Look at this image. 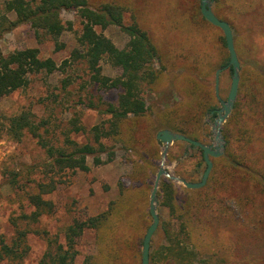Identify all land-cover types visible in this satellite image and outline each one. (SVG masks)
<instances>
[{"label":"rangeland","instance_id":"obj_1","mask_svg":"<svg viewBox=\"0 0 264 264\" xmlns=\"http://www.w3.org/2000/svg\"><path fill=\"white\" fill-rule=\"evenodd\" d=\"M7 1L0 0V15L4 13ZM88 1L91 5L114 2L124 6V24L128 26L134 21L139 22L153 44L162 52V62H159L157 66L161 73L153 85V90L147 86L143 88L142 96L148 107L147 117L126 122L127 126L123 129L124 132L121 136L103 141L110 151L116 152L114 161L95 165L93 159L89 158L90 171L66 172L56 177L58 182L56 191L44 196L45 199L53 202L55 210L52 214L43 216L36 226L31 227L38 233H31L28 236L30 251L24 264H40L48 247V239L62 242L65 229L75 219L86 220L103 213H107L103 226L105 233L114 232L118 236H123L125 232L131 238L133 235L131 230L139 226L136 236L142 241L144 234L153 222L152 217L149 216L150 197L162 163L171 176L184 179L187 182L201 181L207 167L203 159V152L192 150L191 145L186 142L177 141L168 148L167 156L164 159L165 145L163 143L155 144L149 138L156 121L177 122V125L181 126L185 132L201 137V143L204 145L217 144L213 128L218 116L214 114L206 116L204 123L207 125L204 128H201L197 121L189 122L180 117L181 113L187 109V105L183 106V103L187 104L188 100L193 101L194 98L187 91H183V86L185 87L187 84L185 81L187 77L183 75L186 68L184 66L179 68L180 63L177 67L173 65L174 60L179 62L183 55L193 56L192 60H196L198 56H203V46L208 45L209 55L203 64L205 72L203 76H206L208 83L202 84V86L206 87L204 90H210L212 96L216 97V101L212 102L216 110L222 108L215 91L216 72L221 69L220 65L227 59L228 53L221 46L223 32L205 26L198 20L191 22L190 17L195 15L199 8L201 9V0ZM240 2L245 6L244 8L250 10L248 13L241 12L239 4L235 0H219V2L214 0L212 7L214 11L218 12L220 18L216 16L221 20H227L232 27L235 47L241 64V82L242 76L246 78L248 76L249 80H252V74H255L253 68L244 62L248 57L260 56L264 61V0H240ZM8 17L11 20L16 19L14 13L8 14ZM61 17L68 28L59 39L60 44L64 45L62 50H57L53 40L38 37L29 24H23L0 35V47L3 53L7 55L18 49L38 48L42 58H52L58 65H61L78 47V38L82 27L81 19L75 11L63 12ZM98 31L111 39L120 49L125 48L130 39L117 26H111L106 30L98 29ZM257 37L261 40L259 44L254 40ZM159 54L161 53L159 52ZM162 66H165L163 71L161 70ZM102 71L104 75L111 78L122 75L120 68L112 66L107 61L102 63ZM176 74L182 75L178 79ZM90 76L87 67L83 63L77 62L65 73L57 71L52 75L33 76L26 89L16 91L0 102V238L4 236L8 240L12 239L14 235V228L11 225L12 218L21 215L22 211L31 212L23 192L10 184L12 173H18V185L27 188V183L41 178V169L37 168L36 172L34 170L28 172V168L31 166L41 167L40 165L46 160L44 150L37 144V139L31 135L26 134L21 140H16L8 135L4 129L8 125L7 118L24 111H30L34 114L36 122L47 120L49 124L41 132L56 147L63 146L65 134L68 132H70V137L80 144L93 143V138L89 133L77 134L70 131L71 122L78 119V123L89 132L94 126L109 120L110 117L100 111L107 108L108 104L117 105L121 90L102 91L90 83ZM231 82L232 69L228 68L220 75V97L223 101L228 98ZM250 85L251 81H249L247 90ZM189 88L187 87L186 90ZM196 89L198 90V88ZM200 90L203 92L202 87ZM243 95L245 94L238 92L231 114L220 126L224 145L221 157L226 153L227 145L223 134L226 128L232 134L231 148L233 151L240 153L241 144L249 141L246 166L264 171V130L261 133L256 117L257 114L264 112V99H262V109L258 113L256 106L255 108L253 105L248 106L247 98L242 99ZM205 99L209 100L210 96ZM239 101L244 104L240 111L241 118L238 119L239 122H234V118L231 119V117ZM174 109H179V112ZM252 109H255L256 112L251 111ZM193 113H195L194 109L189 114L193 115ZM44 130H48L49 134H46ZM146 152L153 156L147 161L152 164L151 170L148 169L147 174L144 175L139 170L144 161L141 157ZM104 158L107 159L106 156ZM216 159L218 158H212V172L220 180L226 177L229 181V190L227 191L223 187L222 195L234 200H241L242 203L249 201V206L261 205L263 207L261 210L262 219L259 222L249 211L242 208V204L240 208L237 202L233 201L230 205L232 213L229 212L231 214L219 222L215 221V215L211 216L208 213L203 212L202 215L197 216L192 223V229L196 235L193 240L197 245L200 243L209 244L215 251L220 244L226 246L230 252L229 264H264V249L260 247L262 235L261 233L258 235L259 226L264 221L262 188L254 182L253 176L248 171L235 168L225 161H216ZM187 179L194 180L188 181ZM163 182L171 184L177 191L175 204L179 211L173 212L169 207L161 204L159 193ZM188 190L192 189H188L184 184L168 177L162 178L158 191L157 209L160 224L152 239V252H155L160 244L165 247L169 246L168 240L166 238L163 240L164 230L175 235L186 224V218L184 220L180 210L182 208L185 210L188 204L193 201L192 196L196 194ZM200 217L206 219V222H202ZM137 219L141 224L135 222ZM187 224L189 225V222ZM99 240L101 239L95 230H86L77 245L79 255L76 263L82 264L86 258L91 257V263L104 264L105 259ZM131 240L135 243L131 244ZM129 243L128 250L125 252L128 255L126 262L141 264L140 248L136 245L135 239H129ZM218 258L219 256L216 255L211 261L214 264H223ZM199 259L201 258L199 257ZM195 263L200 264L197 259ZM228 263L226 262V264Z\"/></svg>","mask_w":264,"mask_h":264},{"label":"trees","instance_id":"obj_2","mask_svg":"<svg viewBox=\"0 0 264 264\" xmlns=\"http://www.w3.org/2000/svg\"><path fill=\"white\" fill-rule=\"evenodd\" d=\"M216 1L219 2V0ZM235 2H238L241 12L248 13L250 11L248 8H244L245 6L241 4L240 0H235ZM200 10L199 8L196 14L190 17L191 22L193 23L195 20H198L199 23L222 32L221 29L210 24L203 17ZM66 11H75L81 19L82 27L78 38V47L72 51L70 58L63 61L61 65H58L52 58H42L38 48L18 49L5 55L0 47V102L14 92L26 89L33 76L42 74L52 75L57 71L65 73L68 68L77 62L83 63L87 67L91 75L90 83L92 85H95L102 91L120 89L121 93L117 105L108 104L107 108L100 111L102 114L108 115L110 117L109 120L94 126L89 132L78 123V119L71 122L72 128L70 131L77 134L89 133L93 138V143L80 144L73 140L69 135L70 132H68L65 134L63 146L56 147L41 132L49 124L47 120L36 122L34 114L30 111H24L7 118L8 125L4 129H6L8 135L16 140H21L26 134L31 135L37 139V144L44 150L46 160L40 165L41 167L31 166L28 168V172L31 170L36 172L37 168L41 169V178L27 183V188L20 187L18 185L19 174L12 173L10 184L23 192L25 200L31 208V212L22 211L21 215L12 218L11 225L14 228L12 239L8 240L4 236H1L0 264H24L30 251L28 236L31 233H38L32 230L31 227L36 226L43 216L50 215L55 210L53 202L45 199L44 196L56 191L58 184L56 177L66 172L90 171L88 165L89 158L93 159L95 165L107 164L115 160L116 152L110 151L103 141L121 136L124 132L123 129L127 126L126 122L147 117L148 107L142 96L143 88L147 86L153 90V85H155L161 73L157 66L159 62H162V52L153 44L147 32L141 28L139 22L134 21L128 26L124 24L125 8L121 4L114 2L91 5L88 0H8L5 3L4 13L0 15V35L20 25L29 24L38 37L50 38L55 42L57 50H62L64 45L60 44L59 39L68 28L63 22L61 15ZM10 13L16 15L15 20H11L8 17ZM214 13L220 18L218 12L214 11ZM222 20L224 21L225 19ZM225 21L227 22V20ZM111 26L119 27L129 36L130 39L125 48H118L111 39L98 31V29L106 30ZM259 39V37L254 39L257 44L261 43ZM221 46L228 53L227 59L220 65V68H223L230 61V54L224 35L221 36ZM203 48V56H198L196 60H192L193 56L183 55L180 57L179 62H175V60L173 62L174 67H177L178 63H180L179 68L181 66L186 68L183 75L187 77V80H185L187 84L185 87L183 86V91H187L194 98L193 101L188 100L187 104L183 103V106L187 105V109L181 113L180 117L189 122L197 121L198 125H201V128L207 125L204 123L205 117L212 116V111L216 110V107L212 103L216 101V97L212 96L210 90H204L206 87L202 86V84L208 83L206 76H203L205 73L203 64L205 58L209 55V46L204 45ZM104 61H107L114 67L120 68L122 75L116 78L104 75L102 71V63ZM244 62L253 68L255 74H252V80H249L248 76L247 78L242 76L239 91L245 94L242 99L245 100L247 98L249 100L248 106L253 105L254 108L256 106L259 113L263 105L262 99H264V61L261 60L260 56H257L256 58L248 57ZM163 69H165V66H162L161 70L163 71ZM181 75L176 74V77L179 79ZM249 81H251V85L247 90ZM187 87L190 88L186 90ZM201 87L203 88V92L200 90ZM207 96H210L209 100L205 99ZM243 105L241 101L236 104L235 111L231 117V119L234 118V122H237L241 118L240 111ZM193 109L195 113L193 115L189 114ZM253 110L256 112L255 109L251 111ZM176 112H179V109ZM214 115L217 116V113ZM256 117L258 119L257 124H259L258 126H260L259 129L262 133V130H264V112L257 114ZM166 129L201 142V137L185 132L181 126L177 125V122L170 121H156L154 123L155 131L152 130L149 138L155 144L161 143L157 140V134ZM44 131H46V134H49L48 130ZM156 132L158 133L156 134ZM223 134L227 145L226 153L223 157L216 159V161H225L235 168L248 171L253 176L254 182L262 188V194H264V171L247 167L245 163L247 162L246 158L248 148L250 147L249 141L241 144L242 150H240V153L235 152L231 148L232 134L226 128ZM145 135L148 136L147 134ZM190 147L192 150L202 152L198 147H194L193 145ZM136 148L138 149L137 146ZM137 153L139 154V152ZM105 156L107 159L104 158ZM152 156L146 152L141 157L144 160V164L142 163V166H140V173L143 172L146 175L148 169L151 170L152 164L147 161ZM209 177L210 179L206 187L199 190H188L196 194L192 196L194 199L188 204V207L185 210L183 208L180 210L184 220L186 218V224L175 235L169 233L167 230L163 231V240L166 238L169 246L165 247L160 244L155 252L151 251L150 264H196V259L200 264H214L211 260L216 255L219 256L218 259L221 263H228L230 252L226 246H221L220 244V246H217L216 252L212 250L209 244L200 243L197 245L193 240L196 236L194 229H192L193 220H196L197 216L203 212L211 216L215 215V221L219 222L232 213L230 205L231 202L236 201L240 208L242 204V208L245 211H249L260 222L263 215L261 211L263 207L261 205L255 204L249 206V201L242 203L241 200H234L233 198L223 196L222 188L224 187L225 190H229L227 178L225 177L220 180L213 172ZM187 180L193 181L194 179ZM176 195L177 191L171 184L162 183L161 192L159 193L161 204L169 207L173 212L179 211V208L175 204ZM106 215L107 213H103L86 220L75 219L65 229L62 242L51 238L48 239V247L40 264H78L76 263L77 256L79 255L77 245L86 230H95L99 234L101 251L105 259L104 264H128L126 262L128 255L125 252L128 250V245H130L129 239H135L136 245L140 248L139 259L141 258L142 264L143 240L146 233L142 241L136 236L138 235L139 226L131 230L133 234L131 238L125 232L123 236H118L114 232L107 234L103 231ZM149 216H151L150 213ZM199 219L202 222H206V219L202 217ZM135 222L141 224L138 219ZM188 222L190 226L187 224ZM259 227L260 232L258 235L260 233L262 235L260 247L264 249V221ZM202 234H204L203 231ZM130 242L131 244L135 243L133 240ZM82 264L95 263H91V257H89Z\"/></svg>","mask_w":264,"mask_h":264},{"label":"water","instance_id":"obj_3","mask_svg":"<svg viewBox=\"0 0 264 264\" xmlns=\"http://www.w3.org/2000/svg\"><path fill=\"white\" fill-rule=\"evenodd\" d=\"M213 2L214 0H201V14L203 17L213 26L219 28L222 30L225 36L227 48L230 54V61L229 64L225 68H221L217 70L216 72V96L218 100L221 102L222 108L219 110H215L212 112V114L217 113V120L215 122L214 131L216 133L215 140L217 142L216 145H204L201 142L192 140L182 134H178L175 132H172L171 130H162L157 134V140L160 141L165 145V149L163 152V158L165 159L167 156L168 148L175 142L181 141L186 142L190 145H193L194 147H198L203 152V157L206 162V170L203 174V177L200 182H187L184 179L176 178L174 176H171L168 170H166L164 163H162L156 179L153 186V190L150 197V215L153 219L152 224L149 226L144 240H143V250H142V264H150V253H151V245H152V239L154 237V234L158 230L159 224H160V216L158 214V191L160 188V183L162 178L168 177L173 181L180 182L184 184V186L188 189L197 190L201 189L206 186L209 176L213 169V162L211 158H220L223 155V139L221 138V131L220 126L226 121V119L231 114L235 101L238 96L239 92V86H240V69L241 64L240 60L236 51L235 47V41H234V34L232 27L230 24L226 21H223L219 19L213 10ZM231 68L232 69V82H231V88L230 92L228 94V98L226 101H223L220 97V75L223 71L226 69Z\"/></svg>","mask_w":264,"mask_h":264}]
</instances>
